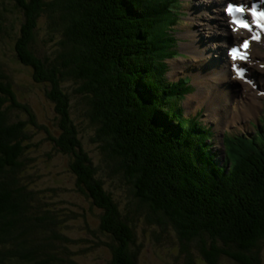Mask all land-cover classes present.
Wrapping results in <instances>:
<instances>
[{
	"label": "trees",
	"instance_id": "16d2710c",
	"mask_svg": "<svg viewBox=\"0 0 264 264\" xmlns=\"http://www.w3.org/2000/svg\"><path fill=\"white\" fill-rule=\"evenodd\" d=\"M181 5L0 0V40L13 36L17 60L53 106L58 135L48 132V140L68 157L75 191L100 212L97 231L86 229L88 251L103 248L109 264H145L153 252L147 233L155 248L170 234L175 264H196L197 255L206 264H262L264 119L256 134H225L230 156L222 149L219 158L211 128L184 117L188 81H165L166 60L178 53ZM37 126L0 62V264H75L61 230L70 216L49 201L30 167ZM88 133L98 164L84 143ZM106 176L112 186L125 184L124 207Z\"/></svg>",
	"mask_w": 264,
	"mask_h": 264
},
{
	"label": "rangeland",
	"instance_id": "374dc122",
	"mask_svg": "<svg viewBox=\"0 0 264 264\" xmlns=\"http://www.w3.org/2000/svg\"><path fill=\"white\" fill-rule=\"evenodd\" d=\"M184 2L183 6L185 9H191L189 16L184 18V24L180 26L179 29V38H180V50L179 56L181 54H186L188 56V61L183 59H178V61H172V65L177 64V69L185 64L184 69L189 67V64L194 63V66L197 67V71L192 73L193 75V84L195 83L201 85L202 88L199 90V94L197 97L202 99L203 94L216 93L214 96H218L219 93H231L230 95H226L223 98V102L217 105L225 108L228 105L227 115L224 117L223 122L219 124V121H216L214 117L210 114L207 105H202V107L206 108V115L209 113V119L205 117V120H209L213 123V125H217L218 136L221 133V136L224 132H232L237 134L249 135L252 133L250 128V122L256 124L258 123L259 118L263 116L264 109V41L262 44L258 42L256 44L255 41L251 43V62H246L249 71L244 74V77H236L232 73H237L232 70L231 74H228L227 69L220 71V67H215L210 64V58L208 62V67L204 62L203 58H200L196 51L190 52L187 47L196 44V41H193V36L197 35L200 40L204 41L207 47H213L212 55L214 57L223 56V60L228 58L226 53V47L222 46V44H229V41L233 40L234 43H238L239 38H246L249 34L243 32H234L230 29V33L226 36H229L227 40H223L220 38V32H217L215 28L212 26L216 25L219 20L217 16L213 13L205 12L206 7L213 8V10L223 11V4L225 0H180ZM246 1V0H245ZM252 1V0H247ZM216 2V3H215ZM10 10H13V5H7ZM219 13V14H220ZM218 14V15H219ZM10 19L13 20L15 18L14 14H10ZM224 19V18H223ZM45 26L43 23L39 26V34L42 38L48 39V31L45 30ZM175 30H177L175 28ZM210 31V32H209ZM12 34H16V32H12ZM199 34V35H198ZM186 35V36H185ZM264 39V37H263ZM262 39V40H263ZM215 44L218 46H222V54H220ZM228 43V44H227ZM14 38L13 36H6L0 40V62L7 67L9 74H11L14 82L15 89L18 94V98L21 103L28 104L31 106L32 111L36 115L37 119V127H30L31 134L33 138L30 139L28 145L30 146V150H33L34 153L31 154L30 158L33 159V162L30 164L32 167V171H34V178L37 182V186L49 193L48 196H51L49 199L50 202L56 204L58 208H61L64 215L70 216L67 218V221L64 222L65 228L61 229L62 232L66 235L70 242L67 243L70 250L71 259L75 258V264H109L111 259V255L108 253V259L105 257L106 255L99 254L98 250L103 252V248H98V250H94L90 252L87 250L84 240L87 239V231L86 229L91 228L95 231L99 228V210L97 208L92 209L91 204L85 197H82L75 191V179L73 175L69 172V159L66 156L58 155L54 152L51 142L49 139L48 132L58 135L57 129L55 127L56 115L53 110V106L45 97L44 91L42 88L33 82L32 73L30 70L19 63L15 54H14ZM229 47V46H228ZM221 49V48H220ZM254 50H257L255 52ZM209 52V50L207 49ZM183 52V53H182ZM209 55L211 53L209 52ZM179 66V67H178ZM222 66V65H221ZM260 67L263 69H260ZM218 69V70H217ZM204 70L203 75H197V73H201ZM188 71V70H187ZM220 71V72H217ZM257 71V72H256ZM189 72V71H188ZM252 72H254L252 74ZM213 73H227V79L222 84L218 80H223L224 75L220 76L216 82L215 76ZM174 76L176 74L173 73ZM255 77H260L262 80V84L259 89L253 86L250 83V80ZM196 77V78H194ZM205 79L206 81H201ZM241 81V82H240ZM243 81V82H242ZM202 82H207V85H204ZM195 85V84H194ZM252 92V93H251ZM249 93V94H248ZM197 94V93H196ZM236 95V96H235ZM254 95V96H253ZM230 96V97H229ZM235 96V97H234ZM224 97V96H223ZM250 97V98H248ZM256 101V104L253 106L254 109L252 113L249 112L247 115L242 114L239 117H236V112H242L246 109H250L254 103L252 100ZM257 99V100H256ZM243 101V102H242ZM190 100H188L186 107L187 115L186 117L194 116L195 114L190 111L193 107L188 104ZM203 104V103H201ZM250 107V108H249ZM200 110V109H199ZM200 112V111H199ZM18 113V112H17ZM251 113V114H250ZM19 114V113H18ZM198 113L196 112V115ZM203 115V114H202ZM23 118H26L25 115H22ZM205 115L201 116V119L204 118ZM197 120H199L197 118ZM239 132V133H238ZM84 143L87 148V151L91 153V156L94 159L95 164H98V156H94L96 153L95 146L92 143V135L90 133L84 135ZM221 138L217 141V147L221 151L220 148ZM228 147L225 148L224 152H226L227 156H230L229 151H227ZM241 148H243L241 146ZM215 149V148H214ZM217 148L215 151L218 150ZM29 150V151H30ZM221 157V155H218ZM107 187L112 191L113 196L119 200L120 205L124 207L126 197L128 196L127 188L125 184L121 182L112 186V182L115 180L112 177H105ZM149 232V231H147ZM147 248L155 252L156 254H160V258H154V254L151 251L146 253V257L144 260L145 264H175V253L178 252V246L174 242V238L170 236V234L166 235L165 238L161 239L159 247L155 248L154 243L151 241L149 234L147 233ZM72 253L75 255L72 257ZM77 256V257H76ZM154 259L156 261H154ZM196 264H206V262L199 257L198 255L195 258ZM262 264H264V251L261 255ZM181 262V261H179ZM177 264H181V263ZM221 264H235L229 260H222Z\"/></svg>",
	"mask_w": 264,
	"mask_h": 264
},
{
	"label": "bare ground",
	"instance_id": "6f19581e",
	"mask_svg": "<svg viewBox=\"0 0 264 264\" xmlns=\"http://www.w3.org/2000/svg\"><path fill=\"white\" fill-rule=\"evenodd\" d=\"M216 3V2H215ZM214 9V7L211 9V8H208V7H206V10H205V12H210V13H213L215 16H217V19L219 20V22L216 24V25H214V26H212V28H215V30H217V32H220L221 34V36H220V38H222L224 41L229 37V36H226L227 34H229V26H228V23L223 19L224 17H225V12H224V15L222 14H217L218 12H219V10H213ZM210 32V31H209ZM199 35V34H198ZM186 36V35H185ZM226 38V39H225ZM193 41H196V44L195 43H193L192 45H190L189 47H187V49L188 50H190V51H192V52H194V51H196L197 53H199V57L200 58H203L204 59V62L206 63V65H207V67H208V62H209V58L211 57V55H212V51H213V47H210L209 48V46L207 47V45H205V43H204V41H202V40H200L199 39V37L197 36V35H194L193 36V39H192ZM263 41L264 40H262L261 42H260V44H262L263 43ZM224 46V45H223ZM214 47H216V49H217V51L220 53V51H221V49L220 48H217V45L216 44H214ZM207 49L209 50V52L211 53V55H209V52L207 51ZM194 50V51H193ZM255 52H257V50H254ZM168 50H166V54L168 55V53H170V52H168ZM195 53V52H194ZM209 58H208V57ZM213 57L215 56L214 54L212 55ZM214 58H216V57H214ZM250 58H248V60H249ZM238 61V60H237ZM224 62H225V64H224V67H222L221 69H220V71H223V70H225V69H227L228 67H226V65L228 64V62L230 63V61H229V59H228V62L226 61V59H224ZM233 62V61H232ZM235 63V62H234ZM231 64V63H230ZM179 67V66H178ZM174 70H176V68H177V64L176 65H174ZM209 68V67H208ZM260 69H262L261 67H260ZM263 70V69H262ZM220 71H217V72H220ZM226 71V70H225ZM176 72V71H175ZM227 74V73H226ZM225 73H217V74H215V73H213V76H215V80H216V82H217V80H218V78L220 77V76H223L224 75V79L223 80H218L221 84L224 82V81H226V79H227V75H226ZM235 79H238L236 76H235ZM241 82V81H240ZM243 82V81H242ZM252 93V92H251ZM199 94V93H198ZM197 94V95H198ZM230 95L231 93H219L218 94V96H216V97H213L212 95H211V93L210 94H203V96H202V99H203V101L201 100V98H199V97H197V95H195V96H192V97H190L189 98V100H190V103H188V104H191L190 105V107L192 106L193 108L190 110V111H193V112H191V113H193V114H195L196 112L197 113H201V111L199 110V105H201V103H203L202 105H207V107H208V110H209V112H210V114L214 117V119L216 120V121H219V124H221V123H224V122H222L223 121V117H224V114H225V110L220 106V105H217V104H219V103H222L223 102V98H225L226 97V95ZM249 94V93H248ZM232 95V94H231ZM224 96V97H223ZM236 96V95H235ZM234 96V97H235ZM254 96V95H253ZM230 97V96H229ZM248 98H250V97H248ZM257 100V99H256ZM254 103H252L253 105L251 106V108L250 109H246L245 111H243L242 110V112H236V114H235V116L236 117H239V116H241L242 114H245V115H247L249 112H251L252 113V110L254 109V105L256 104V101L254 100V98H253V100H252ZM243 102V101H242ZM188 110H189V108L188 107H186ZM200 111V112H199ZM250 113V114H251ZM195 116H196V114H195ZM195 116H192L191 118H195ZM207 119H209V120H211L209 117H207ZM200 120H201V118H200ZM196 124H200V121L199 120H193ZM220 126V125H219ZM213 132V131H212Z\"/></svg>",
	"mask_w": 264,
	"mask_h": 264
},
{
	"label": "snow or ice",
	"instance_id": "6c2138e0",
	"mask_svg": "<svg viewBox=\"0 0 264 264\" xmlns=\"http://www.w3.org/2000/svg\"><path fill=\"white\" fill-rule=\"evenodd\" d=\"M225 12L229 17L232 18L231 22L236 24L239 28L253 32L252 23L256 24V27L264 29V25L257 22L258 19H264V11H259L255 4L246 5L245 3L239 2V0H233V2H227L225 6ZM246 15H250L253 18L252 23L244 19ZM235 30V29H234ZM253 40L259 41L261 38L258 35L253 34ZM250 41H244L239 47H233L230 49V55L232 59L245 61L247 60L246 51H241V49H247ZM233 70L237 71L238 75L242 78L244 77L245 69L243 67H238L236 63L232 64Z\"/></svg>",
	"mask_w": 264,
	"mask_h": 264
},
{
	"label": "water",
	"instance_id": "95a60500",
	"mask_svg": "<svg viewBox=\"0 0 264 264\" xmlns=\"http://www.w3.org/2000/svg\"><path fill=\"white\" fill-rule=\"evenodd\" d=\"M254 84H255V86H260L262 83H261V80H259V79H255L254 80Z\"/></svg>",
	"mask_w": 264,
	"mask_h": 264
}]
</instances>
